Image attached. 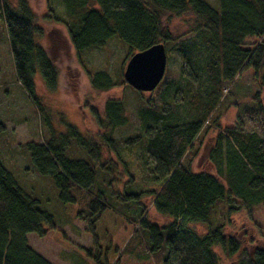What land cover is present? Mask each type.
<instances>
[{
	"label": "trees",
	"instance_id": "1",
	"mask_svg": "<svg viewBox=\"0 0 264 264\" xmlns=\"http://www.w3.org/2000/svg\"><path fill=\"white\" fill-rule=\"evenodd\" d=\"M28 2L19 0L16 10L4 4L2 11L17 80L40 106L35 75L39 72L47 88L54 91L59 73L36 42V34L43 36V32ZM62 3L64 16L55 19L67 27L79 58L115 38L130 56L157 44L166 48L172 39L163 17L192 14L198 24L192 48L205 61L206 81L200 90L187 87L188 120L180 123L176 94L162 102V90L168 85L166 72L154 92L157 100L145 102L161 125L125 139L115 137L116 131L130 124L125 105L121 100L107 101L104 117L97 119L105 131L101 141L130 175L128 185L141 183L137 189L115 191L116 179L102 163L100 145L67 123L65 132L52 131L48 141L26 145L35 171L51 180L62 204H81L78 216L87 220L95 237L96 224L105 212L125 217L133 233L114 264H122L125 257L144 264H221L217 249L228 258L240 254V242L225 230L234 214L264 210V106L256 94L253 106L240 111L232 128L219 125V113L226 99L224 90L230 87L227 96H233L235 81L244 70L258 75L264 69V0H220L218 9L205 0ZM90 80L102 92L118 85L105 71L90 74ZM120 85L128 87L123 77ZM212 128L219 130L208 157L216 174L196 173L191 160L202 146L199 137ZM4 130L0 124V133ZM72 143L84 151L86 159L68 156ZM137 147L142 150L139 156L148 159L142 162L143 173L133 175L123 154ZM146 197H154V208L171 219L169 225L160 227L148 220L142 204ZM191 224L206 226L207 232L199 233ZM54 228L53 215L20 187L0 159V264H52L29 246L28 235L44 238ZM101 256L98 246L94 262L109 264ZM236 264H264V249L255 250L252 256L245 253Z\"/></svg>",
	"mask_w": 264,
	"mask_h": 264
},
{
	"label": "rangeland",
	"instance_id": "2",
	"mask_svg": "<svg viewBox=\"0 0 264 264\" xmlns=\"http://www.w3.org/2000/svg\"><path fill=\"white\" fill-rule=\"evenodd\" d=\"M28 1L35 15V24L43 32V36L36 34V42L46 51L48 58L57 68L58 85L54 91L49 90L38 72L34 78L40 102V106H37L18 82L2 7L5 4L16 10L19 0H2L0 2V124L5 130L0 133V159L15 176L20 187L31 197L38 199L41 207L54 217L55 228L49 230L46 237L28 235L29 246L34 251L52 264H96L93 258L100 246L101 259L104 261L106 256L108 263L114 264L121 258L120 251L133 233L125 217L114 211L105 212L96 224L95 237L89 229L87 220L83 219V216H78L81 204L65 205L60 202L58 192L51 180L40 176L33 168L26 145L48 141L52 131L56 134L65 132V123L75 126L84 136L100 145L102 163L112 169V175L116 179L115 191L122 193L127 187H134L135 190L141 183L128 185L131 177L126 173L123 165L118 163L116 155L102 143L101 137L105 131L99 127L97 119L104 117L107 101L121 100L128 112L130 124L116 131L115 137L125 139L144 135L148 128L161 125L160 119L154 120V114L150 113L147 110L148 105H145V102L151 103L157 100V97L155 91L136 94L125 80L129 88L120 85L121 77L124 79V72L132 55H128L126 46L118 39L110 40L101 49L88 50L79 58L69 38L67 27L55 19L64 16L62 0ZM205 1L216 9L220 7V0ZM163 23L172 40L166 47L168 85L162 90L164 93L162 102L170 100L171 96L176 94L179 122L185 123L188 120L186 89L192 87L200 90L206 81L203 69L205 61L202 55L196 54L197 52L192 48L191 39L195 38L194 31L198 24L192 14L182 17L165 15ZM246 43L251 42L246 41ZM99 71L107 72L120 86L117 85L110 91L104 92L93 88L90 74ZM229 88L224 90L226 99L220 113L218 112L219 125L223 128L234 127L240 111L253 106V98L256 94L264 106V69L258 75L252 70H244L235 81L233 96H227ZM218 134L219 130L212 128L199 137L202 146L191 160V168L194 172L216 174L208 157ZM141 151L137 147L130 153L123 154L125 161L130 164L129 170L133 175L143 173L142 162L148 159L147 156H139ZM67 154L72 158H87L84 151L75 143L67 149ZM153 202L154 197H146L142 200L148 220L160 227L169 225L171 219L159 214ZM190 226L199 233L207 232L206 226L199 224ZM225 231L227 235L240 242L241 252L228 258L217 249L221 264H236L240 256L245 253L252 256L255 250L264 249V210L256 208L252 214L245 211L234 214ZM88 252L92 255L89 256ZM122 264L144 263L125 257L122 259Z\"/></svg>",
	"mask_w": 264,
	"mask_h": 264
},
{
	"label": "water",
	"instance_id": "3",
	"mask_svg": "<svg viewBox=\"0 0 264 264\" xmlns=\"http://www.w3.org/2000/svg\"><path fill=\"white\" fill-rule=\"evenodd\" d=\"M166 68V48L163 44H157L131 57L124 80L137 92L152 93L163 81Z\"/></svg>",
	"mask_w": 264,
	"mask_h": 264
}]
</instances>
